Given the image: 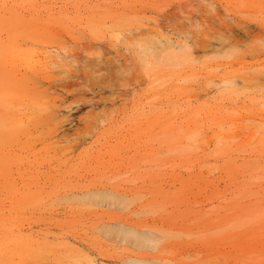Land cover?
Wrapping results in <instances>:
<instances>
[{
	"label": "rangeland",
	"instance_id": "rangeland-1",
	"mask_svg": "<svg viewBox=\"0 0 264 264\" xmlns=\"http://www.w3.org/2000/svg\"><path fill=\"white\" fill-rule=\"evenodd\" d=\"M0 264H264V0H0Z\"/></svg>",
	"mask_w": 264,
	"mask_h": 264
}]
</instances>
